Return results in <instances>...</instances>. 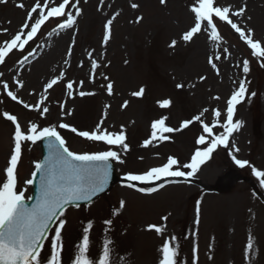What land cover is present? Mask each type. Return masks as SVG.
<instances>
[{
	"label": "rangeland",
	"instance_id": "rangeland-1",
	"mask_svg": "<svg viewBox=\"0 0 264 264\" xmlns=\"http://www.w3.org/2000/svg\"><path fill=\"white\" fill-rule=\"evenodd\" d=\"M18 2L9 0L7 4H0V45L10 40L25 20L26 11L16 7ZM216 2L233 10L246 5L240 26L254 29L255 39L264 41V0ZM34 3L35 0L29 1L25 4L26 9ZM132 3H137L139 8L133 9ZM78 6L81 15L75 17L76 22L70 29L56 33L58 30L54 31L53 24H48L29 52L21 53L14 49L0 65V73H3L0 76V180L4 179L14 134V125L3 118L4 112L16 115L25 130L30 122L41 127L63 122L78 130H93L102 120L103 129L114 133L124 131L129 145L127 153L102 142L81 140L68 130L58 131L71 151L98 152L111 147L119 152L125 163L115 162L117 175L124 176L128 172L141 174L152 167L162 166L168 157L177 159L180 164L190 162L196 150H204L208 146L196 144L204 133L200 122L193 120L188 128L166 134L170 139L154 141L144 147L143 142L150 138L154 120L166 116V125L178 128L183 121L193 119L208 108L202 117L204 122L211 124L212 110L218 109L222 113L219 120L223 123L226 120V101L238 89L239 81L245 79L247 93L236 106L233 117V122H240V128L230 137L228 148L218 147L199 171L189 177V181H167L163 188L159 184L144 188L149 190L145 192L116 185L107 197L93 205L68 209L65 214L68 223L63 230L62 261L63 264H71L83 227L92 222L89 256L98 259L104 241L111 240L112 264H125V261L127 264H159V248L164 240L173 236L178 248L177 264H193L194 247L197 249L196 264H264V187L250 167L240 168L232 159L235 155L264 171L262 61L252 57L251 50L238 38V34L223 22H219L218 27L220 41L214 42L207 32H202L191 42H183V32L193 23L190 0H166L164 5L159 0H103V3L101 0H79ZM66 11L74 14L75 9L70 4ZM185 15L187 21L184 24ZM114 16L110 39L105 43V24ZM140 16L143 19L136 23ZM196 39L206 45V53H197ZM173 40L177 41L176 46L170 48ZM69 48L71 56L67 54ZM224 48L228 53H224ZM24 55L29 59L20 65L18 61ZM216 55L221 58L215 60ZM209 57L216 63L219 74L208 64ZM244 59L250 62L246 77L242 72ZM92 60L99 65L94 74ZM61 72L64 73L63 78L46 94L42 107L47 106L49 112L44 117L23 107V103L35 105L40 100L44 84L59 77ZM104 75L109 80H104ZM201 77L206 79L201 80ZM15 79L23 82L24 87L19 88L14 83ZM3 82L9 84L10 90L23 103L7 96ZM68 82H74L71 96L66 88ZM108 82L113 83L111 96L102 87ZM177 84L184 87L178 89ZM141 87L145 89L144 96L133 97L131 93ZM80 91L93 92L94 95L80 97ZM163 99L171 101L169 108L158 106V101ZM124 101H128L127 108L121 107ZM61 104L65 114L61 112ZM255 121L260 126L257 135L253 133ZM222 131V128L214 129L217 134ZM233 145L239 149L238 152ZM38 159V145L23 144L17 187L27 189L26 197L30 186L24 181L30 178ZM230 172H233L232 176ZM243 178L251 179L255 190ZM152 188L157 190L151 192ZM121 200L126 202L123 209L119 207ZM197 206L200 208L198 225ZM164 216H168L167 221L162 220ZM107 219L112 220L110 226L105 224ZM150 224L163 227V236L155 231H146ZM250 232L255 240V251L246 259L244 249ZM51 239L52 235L49 236ZM48 253L49 244L46 242L42 257Z\"/></svg>",
	"mask_w": 264,
	"mask_h": 264
},
{
	"label": "snow or ice",
	"instance_id": "snow-or-ice-1",
	"mask_svg": "<svg viewBox=\"0 0 264 264\" xmlns=\"http://www.w3.org/2000/svg\"><path fill=\"white\" fill-rule=\"evenodd\" d=\"M9 0H0V4H7ZM161 5L166 4V0H159ZM191 7L189 11L193 14V23L188 30L184 31L181 40L189 43L197 34L207 32L211 40L214 42L221 40V34L218 31L217 22H223L238 34V38L243 41L250 54L260 63V67L264 68V41L255 39V31L252 28L241 27L240 20L245 16L246 5L233 10L230 6L220 5L216 0H190ZM103 3V0H101ZM75 9L66 11L69 5ZM79 0H35L34 5L30 9H26L24 3H18L16 7L26 11V17L20 29L11 37L0 45V65L5 63L6 57L13 50L21 53L25 51V47L30 41H33L41 28L50 20L54 19L59 30L71 28L75 24V17L81 15L79 8ZM133 9L139 8L137 3H132ZM35 14V17H34ZM118 15V13H117ZM233 17L237 19L234 20ZM60 18H65L63 22ZM109 19L105 24L104 42L110 39L111 26L113 20ZM143 19L142 16L137 17L135 22L139 23ZM250 20L251 17H248ZM57 29H54L56 31ZM7 31L6 29L4 30ZM51 35V33H49ZM177 41L173 40L170 48H175ZM224 53H228V49H223ZM31 54V53H30ZM68 56H71V48L68 50ZM219 55L215 56V60H219ZM29 59L28 55H24L18 61L23 65ZM67 63V61H65ZM208 64L219 74V69L214 63L213 58L209 57ZM95 60L91 61L93 74L98 68ZM239 66V65H238ZM250 71V62L248 59L242 61V72L245 77ZM3 73H0L2 76ZM64 73L61 72L59 77L53 78L46 82L43 86V92L40 95V100L33 106L23 103L18 99L15 92L10 90L9 84L3 82L2 87L7 96L17 103H23L25 109H30L40 113L44 117L49 108L43 106L47 99V93L63 78ZM104 80H109V77L104 75ZM201 80L206 77H201ZM14 83L23 88L24 84L19 79H15ZM83 82L81 81V86ZM74 82H68L66 88L68 95H72ZM106 88L107 94H113V83L108 82L102 85ZM178 89L183 88V84H177ZM145 89L139 88L133 91L131 95L136 98L144 96ZM247 93V84L245 79L239 81L238 89L233 91L230 98L226 101V120L221 123L219 118L222 113L218 109H213V120L211 124L205 123L202 117L209 109L205 108L196 115L193 119L183 121L178 128H173L166 125L168 117L162 116L151 123V135L149 139L143 142L144 147L153 144L154 141L168 140L170 137L166 134L182 131L189 127L194 121L200 122V126L204 134H201L196 140V144L205 145L204 150H196L191 156L190 162L180 164L177 159L168 157L166 163L159 167H152L149 170L137 174L128 172L123 179L126 182L123 186L128 189L145 192L142 188H136L137 183L158 182L166 178H189L194 176L200 169V166L211 157V154L220 146L229 147V139L235 131L240 128V122H233L234 110L245 98ZM93 92L80 91L79 96H92ZM255 95V93H251ZM219 99V97H214ZM171 105L169 99L158 101V106L161 109H167ZM61 112L64 113V105L61 104ZM122 108L128 107V101H124ZM71 115V112H67ZM3 118L10 121L14 125V134L12 136L13 147L7 161V166L4 169V179L0 180V264H63V230L68 221L65 214L69 207L79 208L78 202H92L94 197L104 192L109 184V179L112 173L113 161L124 164L125 161L121 158V154L111 147L108 150L98 152H82L77 153L71 151L67 145L64 136L58 129H65L76 136L90 142H102L108 146H116L123 150L124 153L129 151V145L126 143V135L123 130L119 133L109 132L102 128L103 121L101 120L93 130H78L76 127L68 123H58L52 126L41 127L35 122H30L27 129H22L16 115L3 113ZM222 128L223 131L214 133V129ZM39 141L46 142L47 155L40 161L34 163V170L30 178L24 181L25 185L33 186L39 182L38 195L35 197V202L29 205L28 201L33 197L25 196L27 189H18V165L22 157V146L25 143L37 144ZM236 152L238 148L233 145ZM234 163L244 168L248 166L252 169V174L257 178L261 187H264V171L257 170L249 164L247 160H241L232 156ZM182 169H188L185 172ZM163 188L164 185L160 184ZM157 189L152 188L150 191L155 192ZM126 202L121 200L119 203L120 209H123ZM162 220L167 221L168 216L162 217ZM200 208L196 209V224H199ZM106 225H111L112 220L107 219ZM54 228V230H53ZM93 228V223L89 222L83 227L82 238L76 244V252L71 264H112L110 255L112 253V241L106 239L103 243L102 254L98 259H93L89 256L91 240L90 233ZM146 231H155L159 236H163L164 228L154 224H150L145 229ZM52 239L49 240V236ZM176 237L164 240L159 248L160 259L159 264H177L178 248L174 241ZM46 242L49 244V253L46 257H42V251L45 248ZM255 240L251 234L248 235L247 243L244 249L245 258H250L254 253ZM197 249L193 248V264H196ZM211 259V257H209ZM125 264L127 262L125 261Z\"/></svg>",
	"mask_w": 264,
	"mask_h": 264
},
{
	"label": "bare ground",
	"instance_id": "bare-ground-1",
	"mask_svg": "<svg viewBox=\"0 0 264 264\" xmlns=\"http://www.w3.org/2000/svg\"><path fill=\"white\" fill-rule=\"evenodd\" d=\"M189 18H190V15H189ZM186 21H187V16L185 15L184 17H183V23L185 24L186 23ZM185 25H183L182 27H184ZM196 41V51H197V53L200 55V54H202V53H206L207 52V50H206V45L202 42V41H199V40H194V42ZM58 52V51H57ZM58 54H59V52H58Z\"/></svg>",
	"mask_w": 264,
	"mask_h": 264
}]
</instances>
